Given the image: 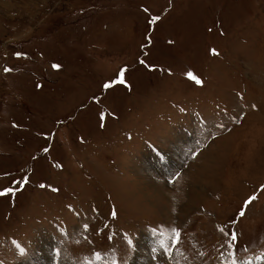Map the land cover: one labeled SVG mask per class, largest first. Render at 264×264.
Here are the masks:
<instances>
[{"label": "rangeland", "instance_id": "1", "mask_svg": "<svg viewBox=\"0 0 264 264\" xmlns=\"http://www.w3.org/2000/svg\"><path fill=\"white\" fill-rule=\"evenodd\" d=\"M0 193V264H264V0H0Z\"/></svg>", "mask_w": 264, "mask_h": 264}, {"label": "bare ground", "instance_id": "2", "mask_svg": "<svg viewBox=\"0 0 264 264\" xmlns=\"http://www.w3.org/2000/svg\"><path fill=\"white\" fill-rule=\"evenodd\" d=\"M162 164V163H161ZM147 241H145L146 243ZM143 244V243H142ZM141 248L144 250L145 246L141 245ZM138 258L137 263L136 264H142L144 263V260L148 257V253L147 251L144 253H140L136 256ZM259 264H263V263H259Z\"/></svg>", "mask_w": 264, "mask_h": 264}, {"label": "snow or ice", "instance_id": "3", "mask_svg": "<svg viewBox=\"0 0 264 264\" xmlns=\"http://www.w3.org/2000/svg\"><path fill=\"white\" fill-rule=\"evenodd\" d=\"M154 19H158V18H154ZM58 67V66H57ZM189 75H191V74H189ZM109 85H105V87H108ZM8 191H11V189H9ZM0 195H3V193H0ZM251 199H255L254 197L253 198H251ZM241 215H244V213L243 212H241ZM233 239H235V235H233Z\"/></svg>", "mask_w": 264, "mask_h": 264}]
</instances>
